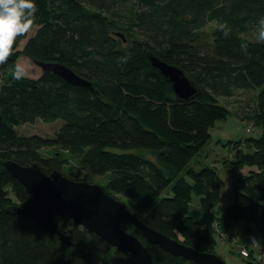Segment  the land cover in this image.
<instances>
[{"label": "trees", "instance_id": "trees-1", "mask_svg": "<svg viewBox=\"0 0 264 264\" xmlns=\"http://www.w3.org/2000/svg\"><path fill=\"white\" fill-rule=\"evenodd\" d=\"M35 3L33 26L16 38L7 63L0 65V264H112L110 258L121 254L69 217H58L57 224L70 236V246L12 212L31 196L3 162L36 163L46 174L58 170L83 181L63 173L65 152L78 158L79 170L107 176L104 191L125 198L147 226L198 251L216 254L219 229L227 233L240 221L247 231L254 225L264 241V134L236 142L245 150L228 160L239 172L227 206L217 170L192 164L211 128L231 115L220 98L237 89L255 90L252 116L264 124V43L249 37L264 18V0ZM209 22L218 25L210 33L204 30ZM148 53L180 67L198 94L177 99L150 66ZM21 56L59 62L94 89L43 70L39 77L16 80L12 71ZM36 119L64 123L51 137L16 130ZM194 197L200 210L189 214ZM125 229L145 244L154 264H196L148 244L131 225ZM243 259L264 264L252 255Z\"/></svg>", "mask_w": 264, "mask_h": 264}, {"label": "water", "instance_id": "water-1", "mask_svg": "<svg viewBox=\"0 0 264 264\" xmlns=\"http://www.w3.org/2000/svg\"><path fill=\"white\" fill-rule=\"evenodd\" d=\"M116 34L125 41L123 34ZM147 56L150 66L171 84L177 99L189 100L198 94V86L180 67L167 63L153 53ZM35 64L69 84L94 89L91 82L59 62L35 61ZM3 167L31 196L29 201L13 206L12 212L58 235L69 246L72 244L70 236L59 229L58 217H69L75 224L96 234L119 251L121 254L110 258L112 264H154L148 248L125 229L126 225L133 226L148 244L157 245L174 256L196 264H225L215 253L198 251L147 226L125 203L106 193L98 184L74 181L58 170L46 174L36 163L20 165L9 160L3 162Z\"/></svg>", "mask_w": 264, "mask_h": 264}, {"label": "rangeland", "instance_id": "rangeland-1", "mask_svg": "<svg viewBox=\"0 0 264 264\" xmlns=\"http://www.w3.org/2000/svg\"><path fill=\"white\" fill-rule=\"evenodd\" d=\"M217 27L218 25L215 22H209L204 30L210 33ZM256 30L257 28L249 34V37L252 40H256ZM33 33L34 30L30 31L29 36ZM27 39L20 43V50L23 48ZM17 63H19L25 70L27 77L36 78L42 73V69L35 64V62L25 56H21ZM256 96L257 92L255 90L237 89L235 90L234 95L220 98V102L225 104L231 110V115L226 119L219 120L215 123L210 131L211 138L203 147L202 151L195 156L192 162L196 170H200L203 167H212L217 170L220 178L224 182L221 190L223 198L225 199L224 206H227L232 202L233 188L236 185V174L239 172V169H234L228 166V160H235L236 155L239 154L240 148L245 150V148H243V143L247 137L251 136L258 138L264 134V124L259 123L252 116L254 114L252 111L256 108ZM63 123L64 121L61 119L53 122H45L41 119H36L33 123L17 126L16 130L20 134L26 136L39 135L42 137H51ZM230 141L234 142V144L228 143ZM240 141H243V143H236ZM48 151V149L42 150L43 155L48 156ZM140 151L141 150L138 152ZM144 151L145 150H142L141 152ZM62 157L65 160L63 173L69 177L98 184L100 186L106 185L108 179L107 176L98 175L88 170H79L76 168L78 158L70 153L65 152ZM119 200L129 207L125 198L119 196ZM17 202L21 203L20 200ZM17 205L21 204H16L15 206ZM198 210H200V207H198V199L197 197H194L189 209V214H195ZM247 226L248 225L245 221H240L229 228V231L227 232L228 234L222 232L220 229L218 232V229H216L218 232L217 234L220 237L217 240L215 252L225 264H243L244 259L240 255L239 250L242 246L250 247V241L248 239L250 233L257 238L261 246L263 245L264 241L256 227L250 225V231H247ZM215 227L218 228L216 225Z\"/></svg>", "mask_w": 264, "mask_h": 264}, {"label": "clouds", "instance_id": "clouds-1", "mask_svg": "<svg viewBox=\"0 0 264 264\" xmlns=\"http://www.w3.org/2000/svg\"><path fill=\"white\" fill-rule=\"evenodd\" d=\"M37 11L35 0H0V65L7 63L16 38L23 37L33 26ZM227 35L228 30H225ZM256 40L264 43V18L258 22ZM12 76L16 80L25 78V70L19 63Z\"/></svg>", "mask_w": 264, "mask_h": 264}, {"label": "built area", "instance_id": "built-area-1", "mask_svg": "<svg viewBox=\"0 0 264 264\" xmlns=\"http://www.w3.org/2000/svg\"><path fill=\"white\" fill-rule=\"evenodd\" d=\"M248 239L250 241V248L253 249V253L251 254L252 250L250 248L246 246H242L240 247V250H239L240 255L243 258H247L252 255L254 258H256L258 262L262 261L264 259V252L261 249V245L259 241L253 234H249Z\"/></svg>", "mask_w": 264, "mask_h": 264}, {"label": "flooded vegetation", "instance_id": "flooded-vegetation-1", "mask_svg": "<svg viewBox=\"0 0 264 264\" xmlns=\"http://www.w3.org/2000/svg\"><path fill=\"white\" fill-rule=\"evenodd\" d=\"M126 41V40H125ZM127 42V41H126ZM125 43V42H124Z\"/></svg>", "mask_w": 264, "mask_h": 264}]
</instances>
